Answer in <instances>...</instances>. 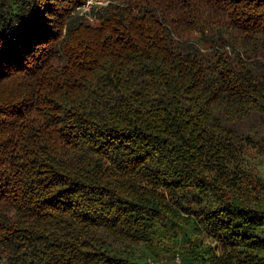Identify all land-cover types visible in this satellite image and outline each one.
Instances as JSON below:
<instances>
[{
  "label": "trees",
  "instance_id": "16d2710c",
  "mask_svg": "<svg viewBox=\"0 0 264 264\" xmlns=\"http://www.w3.org/2000/svg\"><path fill=\"white\" fill-rule=\"evenodd\" d=\"M86 2L0 0V264H264V0Z\"/></svg>",
  "mask_w": 264,
  "mask_h": 264
},
{
  "label": "rangeland",
  "instance_id": "374dc122",
  "mask_svg": "<svg viewBox=\"0 0 264 264\" xmlns=\"http://www.w3.org/2000/svg\"><path fill=\"white\" fill-rule=\"evenodd\" d=\"M92 6L90 7V9H94L95 11L102 9L103 7L107 6V3L110 2V0H90ZM85 5V4H84ZM90 11V10H89ZM89 11L85 12L83 11V8L81 7V9L77 10V15L78 16H84L87 15L86 18L90 23H94V17H90L88 15ZM245 167V166H244ZM245 169L247 170V172L250 174V182L257 186L256 183V179L257 177H262L264 178V148H263V153L258 155V156H254L252 158H250L249 160H247L246 162V167ZM165 264V263H163ZM167 264H173V259L171 260L170 263Z\"/></svg>",
  "mask_w": 264,
  "mask_h": 264
},
{
  "label": "built area",
  "instance_id": "2783aa9c",
  "mask_svg": "<svg viewBox=\"0 0 264 264\" xmlns=\"http://www.w3.org/2000/svg\"><path fill=\"white\" fill-rule=\"evenodd\" d=\"M92 4H91V1L90 0H87V2L85 3V5L82 6L83 11H85V12L87 11L88 12L90 10V7L92 6ZM151 264H154V263H151ZM173 264H181L180 263V259L178 257H176L174 259V261H173Z\"/></svg>",
  "mask_w": 264,
  "mask_h": 264
}]
</instances>
